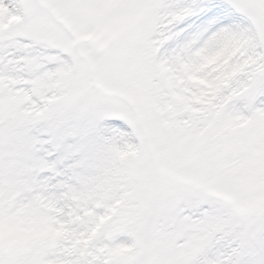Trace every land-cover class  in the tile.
I'll list each match as a JSON object with an SVG mask.
<instances>
[{
	"label": "snow or ice",
	"instance_id": "obj_1",
	"mask_svg": "<svg viewBox=\"0 0 264 264\" xmlns=\"http://www.w3.org/2000/svg\"><path fill=\"white\" fill-rule=\"evenodd\" d=\"M0 264H264V0H0Z\"/></svg>",
	"mask_w": 264,
	"mask_h": 264
}]
</instances>
